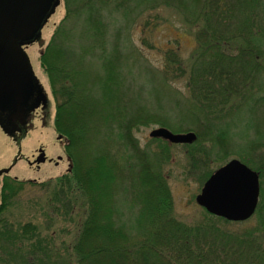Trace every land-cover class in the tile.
I'll return each mask as SVG.
<instances>
[{
  "label": "trees",
  "instance_id": "obj_1",
  "mask_svg": "<svg viewBox=\"0 0 264 264\" xmlns=\"http://www.w3.org/2000/svg\"><path fill=\"white\" fill-rule=\"evenodd\" d=\"M63 2L64 17L41 54L56 102L55 130L65 138L71 161V169L52 186L58 196L52 210L65 207L68 215H74L76 208L87 207L85 218L75 225L78 235L71 246L75 256L66 259L52 256L56 244L34 246L38 232L31 222L15 233L5 218L0 219V243L13 247L25 240L33 249V258L22 264H264V199L256 211V224L251 226H245L248 221H228L205 209L206 214L194 225L178 221L169 188L168 166L173 161L169 145L153 139L141 146L137 137L140 127L151 124L184 131L186 128L175 125V118L178 125L186 122L199 127L198 114L208 112L204 119L209 125L203 130L199 127L202 134L196 130L194 144L200 143L199 147L209 142L205 156L210 161L215 152L216 161L229 157L230 130L217 127L214 121L241 108L253 117L256 108L264 106V97L255 89L264 67V43L247 38L264 35L262 0ZM160 6L175 8L186 23L199 28L188 61L178 53H168L155 69L162 81H186L192 94L190 106L175 99L162 105L149 88L136 90L133 85V62L143 61L133 60V27L141 28L143 41L144 30L151 29L149 16H144ZM97 61L101 73L94 69ZM253 130L255 138L261 139L264 133L257 121L248 132ZM189 148V166L203 170L193 156L201 161L205 156ZM238 150L234 154L262 177L264 144L253 141L247 149ZM88 162L97 167L94 175L86 170ZM209 173L201 180L206 181ZM261 181L263 186V178ZM2 185L0 217L25 183L6 177Z\"/></svg>",
  "mask_w": 264,
  "mask_h": 264
},
{
  "label": "rangeland",
  "instance_id": "obj_2",
  "mask_svg": "<svg viewBox=\"0 0 264 264\" xmlns=\"http://www.w3.org/2000/svg\"><path fill=\"white\" fill-rule=\"evenodd\" d=\"M263 3L264 0H262ZM64 14V6L60 4L42 31L41 39H43L42 41L44 43L41 41L40 43L35 42L26 48L35 73L46 90L48 102L45 107L40 108L46 111L45 121H43V124L40 121L42 119L41 110L37 114L36 120H33L34 124L30 126L28 133L25 135L22 133L16 141L9 138L0 127V170L3 169L5 174L8 173L2 176L0 185L7 176L25 183L23 191L11 200V205L5 214H2L0 219L5 218L15 233H20V229L27 222H31L35 226L37 225L38 238L34 246L40 242L42 245L45 243L56 244V252L52 256L59 254L66 259L71 256L70 254L75 256L73 249L71 250L73 247L72 244L74 245L78 235V232L76 234L75 225L78 221L82 223L85 218L84 211H86L85 208L87 207L76 208L74 215H68L66 211L69 210L65 207H62V210L60 206L56 207L59 209L57 212L52 210L55 207L53 201L58 198V196L53 194L54 189L52 186L55 184L54 181L56 178L67 172L68 162L66 161L64 146L56 138L57 131L54 126L56 102L51 93L49 78L41 62V54L50 41L56 25L64 17ZM147 16L150 19L148 22H151V29L144 30V40H140L142 36L141 28L134 26L132 31L133 45L135 46H133V60L137 62V58L143 59V61L137 63L133 62L134 88L136 90L149 88V91L153 92L162 101V105H168L171 100L175 99L185 106H190L192 104V94H190L188 87L185 85L186 81L182 78L172 80L170 83L162 81L161 76L158 74L159 72L155 69L161 67L168 53H172V55L178 53L183 61H188L196 47V34L199 28L186 23L183 15L173 7H157L144 17ZM154 26L155 28L152 29ZM250 32L252 33V31ZM262 33L264 34V31ZM247 38L252 39L251 41L264 43V35L260 33ZM95 68L97 72L101 73L100 61H97L96 66L94 65ZM255 89L258 92V96L264 97V67L259 71L258 87ZM144 95L147 96V93H144ZM149 102L151 101L149 100ZM207 113L200 112L198 114L200 115L198 125L201 130H203L204 125H209L204 119L208 115ZM173 121L177 127L186 128L185 131H190V128H193V131L197 130L202 134L199 127H195L186 122L178 125L179 120L177 118L173 119ZM256 121L258 126L261 125V130L264 133V106L262 105L256 108L253 117H249L247 111L244 113V110L241 108L237 111H227L220 121H214L213 124L217 127L221 129L228 128L230 130V140L226 144V147L230 145L227 148L230 154L224 161L214 160L217 152L213 154V160L211 161L205 156L210 148L208 141H204V144H201L199 147L197 146L200 143L189 146L190 148L186 145H171L167 142L173 156V161L168 166L172 210L174 217L178 221L188 225H194L202 217L204 210L196 202V196L201 192L205 183V181L201 180L204 174L208 171H216L230 160L239 158L234 153L238 154V149L242 147L247 149L248 143L259 141L264 144V134L261 139L257 140L255 135H253L254 130L248 132V129H252V126L256 125ZM158 126L157 124H151L139 128L137 137L141 146H145L152 140L149 137V133ZM203 137L205 138L204 135ZM40 146H43L50 157L53 158V161H48L42 164L40 169H36L34 165H29L28 159H31L32 154L36 153L37 148ZM188 148L189 150L192 148L194 151L200 150V154L202 153L205 156V159L202 161L193 156L203 166V170H193L189 166L186 157ZM60 155L64 158L56 164L55 161ZM85 159L88 160L89 157H85ZM85 167L93 175L97 170V167L92 162L86 163ZM209 176H211V173H209ZM261 178L264 180V174ZM42 184L44 187H42ZM76 196L79 197L80 194L76 193ZM261 198L264 199V183L263 186L261 184ZM78 206L83 205L78 202ZM70 211H72L71 208ZM256 221L257 215H254L245 223V226L254 225ZM80 222L78 225L81 224ZM232 229L236 230L238 226H233ZM46 238L49 240H44ZM23 241L24 244H16L13 247L5 242L0 243V246H5L4 250L0 249V264H22L27 258L32 259L31 251L33 249H29L25 240ZM34 256L41 257L37 254ZM45 260L47 261V259ZM49 263L51 264V262Z\"/></svg>",
  "mask_w": 264,
  "mask_h": 264
},
{
  "label": "water",
  "instance_id": "obj_3",
  "mask_svg": "<svg viewBox=\"0 0 264 264\" xmlns=\"http://www.w3.org/2000/svg\"><path fill=\"white\" fill-rule=\"evenodd\" d=\"M59 3L60 0H0V124L6 132L14 130L19 122L24 124L29 112L46 102L22 46L40 38L41 29ZM35 94L37 99L29 106ZM150 136L171 143H192L197 139L193 131L176 133L166 127L153 129ZM259 189L258 172L232 159L207 179L196 200L214 215L244 220L256 210Z\"/></svg>",
  "mask_w": 264,
  "mask_h": 264
},
{
  "label": "flooded vegetation",
  "instance_id": "obj_4",
  "mask_svg": "<svg viewBox=\"0 0 264 264\" xmlns=\"http://www.w3.org/2000/svg\"><path fill=\"white\" fill-rule=\"evenodd\" d=\"M36 96V94L34 95V97H31V99L29 100V106H31V104L37 99V96H38V94H37V96ZM42 109H37L33 114H34V116H35V118H34V120H36V118H37V114H39V112L41 111ZM42 119L40 120V121H42V124H43V121H45V119H46V111L45 110H42ZM27 120H29L30 121V119H29V116H28V118H27ZM33 123V119H31V123L29 122L28 124H27V126H24V127H21V130H22V132L23 133H25V134H27L28 133V130H29V128H30V126H32L31 124ZM45 123V122H44ZM20 130V131H21ZM43 150L45 151V149L44 148H42V147H40V148H38L37 149V152L36 153H34V154H32V157H31V159H28V163H29V165L30 166H35L36 167V169H39V167H40V165L39 164H37V163H35V161L37 160V159H41L42 158V156H43ZM51 159L52 158H47V156H46V160L48 161V160H50V162H51ZM55 163L56 164H58L59 163V161L57 160V161H55Z\"/></svg>",
  "mask_w": 264,
  "mask_h": 264
},
{
  "label": "bare ground",
  "instance_id": "obj_5",
  "mask_svg": "<svg viewBox=\"0 0 264 264\" xmlns=\"http://www.w3.org/2000/svg\"><path fill=\"white\" fill-rule=\"evenodd\" d=\"M31 118L34 120V118H35L34 114H32ZM33 124H34V121H33V123L31 125H33Z\"/></svg>",
  "mask_w": 264,
  "mask_h": 264
}]
</instances>
